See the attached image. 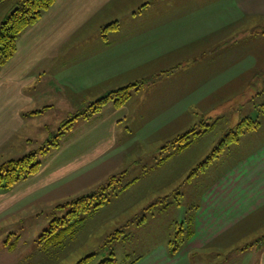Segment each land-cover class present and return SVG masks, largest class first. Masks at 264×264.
<instances>
[{"label": "rangeland", "instance_id": "1", "mask_svg": "<svg viewBox=\"0 0 264 264\" xmlns=\"http://www.w3.org/2000/svg\"><path fill=\"white\" fill-rule=\"evenodd\" d=\"M205 1L211 2V0L117 1L116 7H110L105 13L104 17L107 20L102 26L107 29L111 23L118 20L119 27L117 29L108 28L107 31H102L103 33H100V30L98 32L93 30L90 37H86L80 42L76 40L78 43L75 45L76 50L91 48L95 51V49L104 47L106 43L115 46L132 37L136 40L139 39L141 44L143 37L138 35L143 32L138 33L140 30L162 23L169 15L179 13L181 9H186L192 4L198 5L205 3ZM146 3L149 6L144 8L143 4ZM219 5L216 4L217 7ZM216 6L210 8L209 15L222 14L227 8L229 10L225 4L222 6V12ZM193 10H191L189 17H186L189 22L175 24L169 33L163 35L167 37L155 38L154 41L151 39L150 44L153 43L154 47L153 45L149 48L141 46L139 54H125V66L133 60L134 69H127L128 71L131 70L129 72L125 70L122 79L117 80L116 86L107 85L108 93L130 84H139V89L131 88V97L123 107L113 110V103L111 102L104 107L101 113L87 119L75 120L73 127L66 130V133L60 138V149L62 150L65 147V141L80 131V128H97L102 125V122H109V116L116 112L117 115L114 118L118 117V122L114 125L116 130L113 142L126 139L125 145L120 148L114 146V152H107V159L103 162H100V159L95 160L89 166L87 165L72 173L73 182H65L57 191L49 189L43 199L34 202L29 200L26 203H20L17 207H11V213L7 215V220L1 221L2 224L8 225L24 223L22 225L25 230H15L14 233H22V237L27 240L26 243H32L34 239L39 238L44 230L49 228L53 219L67 215L71 210L68 203L83 195L91 194L106 184L110 177L117 176V182L110 191V200L101 206L92 217H88L85 221L86 226L81 228L76 239L67 241L68 244L66 243L64 252H61L60 258L57 259L59 260L58 264H77L82 258L94 252H107L105 248L110 246L119 260L131 261L138 256L148 254L151 249L159 244L168 243L170 239L175 237L177 225L183 221V217L186 216L187 211L191 210V206L198 201L199 192L215 177L216 173L224 167H228L238 157L252 152L260 145H264L263 111L261 114L263 121L256 131H246L238 143H233L227 147L221 156L210 160V166L206 168V171H202L189 179L191 172L204 163L208 156L214 152L212 150L220 145V139L226 133V129L235 125L238 120L240 121L245 116H255L256 112L262 109L259 105L262 103L261 100L264 101V69L254 72L253 76L250 72L247 82L242 85L239 82L236 88L218 87L216 86L218 83L212 82L209 85L195 87L193 92L190 89L192 93L187 96L185 94H188V89L184 92L183 98L176 99L179 90L192 88L201 82L200 72L205 65L213 63L214 58L223 59L227 53H230L231 49L240 50V47L244 48L248 44L254 46H257L258 43L264 44V38L261 36L260 40L256 39L258 36L256 32H260V35L263 32L262 27H258L251 32L239 30L238 37L234 36L237 30L227 32L226 37L223 38L225 36L223 34L222 39L218 38L216 43H214V39L210 43L206 39L204 40L206 48L202 46L206 49L205 53H194L200 45L181 54L180 51L171 52L186 45H192L194 40L212 34L214 31H221V28L226 26L223 22H202L199 19L198 11L195 8ZM228 10L227 13H229ZM7 17L8 14L0 20V24ZM243 25L245 24L243 23ZM102 35L106 37L100 38ZM168 52L171 53L164 55ZM161 54H163L162 57ZM151 60L153 62L147 64ZM179 64L182 65L178 66ZM242 73L239 71V74ZM46 83L48 81L43 80L42 87L39 84L36 89L38 94L47 92ZM219 88H222V91L216 96L221 100V103L212 104L209 109L202 113L196 107L191 108V112L187 113L190 105L193 106L192 103L196 104L204 96L213 94ZM32 90L33 88H30L27 92ZM165 91H169V112H164L166 118L169 114V129L166 134H163L164 132L153 134L154 128L162 125L164 119L161 122L158 119L152 121L150 109L153 105H157L155 104L157 96L159 94L164 95ZM235 93L236 95H234ZM175 99L176 101H174ZM89 102L92 101L88 99L86 103ZM62 106V104L56 103L53 113L45 114L37 119H30L35 121V140L26 145L22 150L23 154H19L20 157L37 151L54 141V137L59 134L62 123L76 113V111L66 112ZM179 113H182L181 116L176 118ZM208 117H211V120H208L209 123L222 117L214 132L194 137L191 135L193 138L198 137L191 145L186 146L189 142L188 139L175 142L181 134L188 132L195 124L201 123L202 119ZM170 119L173 121L170 122ZM199 130H203L201 125ZM132 133L140 142L132 143ZM55 150L57 149L49 150L46 155L40 156L41 170L48 167L52 158L57 159L58 156L63 155L62 151H58V155H56L53 153ZM68 170L70 171V169ZM64 173L66 172H61V174ZM69 173L65 174L67 180L69 177L71 178ZM75 178L78 179L75 181ZM26 181L24 180L22 183ZM76 183L80 186L76 187ZM86 183L91 185L86 186ZM126 185H128L127 189L119 193ZM30 197L31 194L28 198ZM9 200L7 198V203L11 201ZM121 228L124 229L123 237L116 239L113 243H108L110 235ZM261 233L263 234L264 231L259 233L244 232L242 236L228 237V241L222 243L224 245L221 247V251L219 246V248H214V244H212L213 247L209 246L211 248L205 253L191 257L190 261H185V263L198 264L199 260H202L205 262L204 264H248L250 255L243 259L245 256L242 253L243 248L247 243H252L253 240L257 239L256 234L260 237ZM101 256L96 257L91 264L97 263L102 258Z\"/></svg>", "mask_w": 264, "mask_h": 264}, {"label": "crops", "instance_id": "2", "mask_svg": "<svg viewBox=\"0 0 264 264\" xmlns=\"http://www.w3.org/2000/svg\"><path fill=\"white\" fill-rule=\"evenodd\" d=\"M117 1L122 0H57L36 24L26 29L20 36L15 55L0 67V166L10 159L19 158L26 145L34 142L35 121L30 119L53 113L56 103L62 104V109L66 112H77L88 99L95 101L105 96L108 84L116 86L117 80L122 79L125 70L134 69L133 60L125 66V54H139L141 46L149 48L153 45L150 44L151 39L154 41L155 38L167 37L163 35L169 33L175 24L189 22L186 17H189L191 10L194 11L193 8L200 14L199 19L202 22H223L226 26L222 27V30L219 29L221 31H214L194 40L192 45L171 52L180 51L181 54L200 45L194 53H205L204 40L208 39L210 43L214 39L216 43L218 38L222 39L223 34L225 38L227 32L235 30L237 31L234 36L238 37L239 30L251 32L262 27L263 32L261 35L260 32H256L258 35L256 39L260 40V36L264 38V0H223V2L211 0L198 5L192 4L186 9H181L179 13L169 15L164 22L140 30L138 33L143 32L138 35L143 37L141 44L139 39L132 37L127 41L118 42L119 44L115 46L106 43L104 47L95 51L91 48L76 50V40L80 42L90 37L93 30L95 32L100 30V33L108 30L102 26L107 20L104 15L110 7H116ZM15 3L16 0H0V20L10 13ZM216 4H220L219 7ZM223 4L229 7V10L227 8L223 13H227V10L229 13L209 15L210 8L215 6L222 12ZM143 5L144 8L149 6L148 3ZM113 23L115 25L112 28L117 29L119 21L115 20ZM105 37V35L100 36V38ZM171 52L164 55H169ZM262 69H264V44L258 43L257 46L248 44L244 48L240 47V50L231 49L223 59L214 58L213 63L205 65L200 72L201 82L192 88L179 90L176 99L184 96V92L188 89V94H185L187 96L195 87L209 85L212 82L218 83L216 85L218 87L236 88L239 82L240 85L247 82L250 72L253 76L254 72ZM239 71L243 73L239 74ZM43 80L48 81L45 84V88H48L47 92L38 94L36 89L39 84L43 86ZM30 88L33 90L27 92ZM220 91L222 88L204 96L196 104L192 103L193 106L190 105L187 113L195 107L202 113L212 104L221 103L216 96ZM161 95L163 94L157 96L155 103L157 105H153L150 109L152 111L150 118H153L152 121L158 119L159 122L164 119V123L154 128L153 134L163 132L166 134L169 129V114L167 118L164 117V112L169 110V91ZM112 106L114 110L116 107ZM37 110L41 112L30 114ZM162 114L164 115L161 116ZM181 114L179 113L176 118ZM116 115V112L113 113L109 116V122H102L97 128H80V131L65 141L62 150L61 143L59 147L53 148L57 149L53 153L58 155V151H62L63 155L58 156L57 159L52 158L45 170L43 168L38 174L12 189L0 190V264H58L57 259L64 249L57 247L45 250L38 242V238L32 243H26L27 240L22 237V233H14L15 230H25L22 225L24 223L8 225L2 224L1 221L7 220L11 207H17L20 203L29 200L34 202L43 199L49 189L57 191L65 182H73L72 173L89 166L95 160L100 159V162H103L107 159V152H114V146L117 148L124 146L126 139L116 141L118 143L113 142L116 130L114 125L118 122V117L114 118ZM173 119H170V122ZM131 141L140 142L134 137V133L131 134ZM61 172H70L68 175L71 178L67 180L66 173L61 174ZM76 179L78 178L74 180ZM77 186L80 184L76 183ZM30 194L31 197L28 198ZM7 198L11 200L9 203ZM195 206L198 207L194 211L193 237L176 255L170 254L168 243H162L151 249L148 254L142 255L136 264H186L185 261L189 262L191 257L205 253L213 247L212 244L214 248L220 247L221 251L224 245L222 243L228 241V237L242 236L244 232L264 231V145L238 157L228 167L219 170L199 192L198 201L191 207ZM186 216L181 223L185 221ZM258 236L256 234L257 239L247 243L245 246L247 249H243L242 253L245 254L243 259H246L247 255L251 257V259L248 257V264H264V233ZM204 263L202 260L198 262V264Z\"/></svg>", "mask_w": 264, "mask_h": 264}, {"label": "trees", "instance_id": "3", "mask_svg": "<svg viewBox=\"0 0 264 264\" xmlns=\"http://www.w3.org/2000/svg\"><path fill=\"white\" fill-rule=\"evenodd\" d=\"M56 1L57 0H16L8 17L0 24V67L9 62L15 55L18 48L19 38L23 32L36 24ZM114 25L115 23H111L107 29L112 28ZM132 87L139 89V84H130L109 91L105 96L83 104L79 111L62 123L59 134L54 137V141L49 142L37 151L4 162L0 166V190L12 189L22 181L38 174L42 167L40 156L46 155L49 150L59 147L60 138L63 137L66 130L73 127L75 120L93 117L97 113H100L104 107L111 102L116 108L123 107L131 97ZM261 101L262 103L259 105L262 109L258 110L255 116H245L244 118H241L240 121L238 120L235 125L226 129V133H224L220 139V145L212 150L214 152L208 156L204 163L200 164L191 172L189 179L197 176L202 171H206V168L210 166V160L219 157V155L221 156L227 147H230L233 143H238L240 137L244 135L246 131L254 132L258 129L263 121V116L261 114L264 111V101L263 99ZM40 112V110H37L30 114H38ZM221 119L222 117L209 123L208 120H211V117L204 118L201 120V123L195 124L188 132L181 134L175 142L177 140L185 141L188 139L189 142H187L186 146L191 145V143L195 142L198 138H193L194 136L214 132ZM200 125L203 127V130H199ZM191 135H193V137H191ZM116 182L117 176H112L108 179L106 184L101 186L100 189L89 195L78 197L68 203L69 206H71V210H69L67 215L53 219L49 224V228L44 230L39 236L38 242L43 248L45 250L57 247L64 249L68 244L67 241L76 239L81 228L86 226L85 221L88 217H92L101 206L105 205L110 200V191ZM127 187L128 185L124 186L119 193L123 192ZM197 207L198 206L191 207V210L187 212L185 221L177 225L175 237L168 242L167 248L172 256L176 255L193 237L195 223L194 211ZM123 235V228L116 230L110 235L108 243H113V241L123 237ZM105 249L107 252H94L91 255L82 258L77 264H91L99 255H102V258L95 264H136L142 258L141 255L131 261L124 262L119 260L111 246L106 247ZM243 249L245 250L247 248L245 247Z\"/></svg>", "mask_w": 264, "mask_h": 264}]
</instances>
